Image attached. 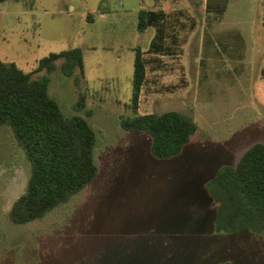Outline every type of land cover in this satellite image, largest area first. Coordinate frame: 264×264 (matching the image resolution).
<instances>
[{"label":"rangeland","instance_id":"obj_1","mask_svg":"<svg viewBox=\"0 0 264 264\" xmlns=\"http://www.w3.org/2000/svg\"><path fill=\"white\" fill-rule=\"evenodd\" d=\"M6 0L0 3V60L32 72L52 52L81 49L83 73L48 75L49 94L67 116L85 110L97 135L96 179L40 219L14 224V200L31 165L11 128L0 126V264H264V231L220 233L217 204L204 185L264 143V0ZM189 16L178 57H164L162 92L142 96L137 113L178 110L198 124L190 145L155 159L147 136L126 131L135 52L155 29L137 28L141 8ZM77 77L78 82L75 81ZM84 93L86 107L75 110Z\"/></svg>","mask_w":264,"mask_h":264},{"label":"trees","instance_id":"obj_2","mask_svg":"<svg viewBox=\"0 0 264 264\" xmlns=\"http://www.w3.org/2000/svg\"><path fill=\"white\" fill-rule=\"evenodd\" d=\"M6 0H0V3ZM159 1V0H156ZM226 0H208V16L222 17ZM189 16L181 9L165 11L160 5L138 12L137 28L155 29L146 51L135 52L130 108L133 114L123 116L121 127L148 137L150 153L155 159L179 155L191 144L198 124L194 118L178 110L163 113H137L142 96L162 92L159 71L166 68L164 57H178L185 44L181 33L188 29ZM264 30V20L262 21ZM180 53V54H179ZM61 60L60 69L67 76L75 69L83 73L81 49L52 52L41 58L32 72L14 63L0 60V126L8 125L31 165L25 191L12 203L8 218L14 224H25L45 216L67 203L92 183L99 172L95 160L96 131L88 120L91 112L67 116L49 94L48 75L34 78L33 73L49 74ZM264 78V67L261 69ZM75 81L78 82L77 77ZM81 93L75 110L86 107ZM204 189L217 204L214 228L220 233L250 230L264 231V143H253L235 165L220 168Z\"/></svg>","mask_w":264,"mask_h":264},{"label":"crops","instance_id":"obj_3","mask_svg":"<svg viewBox=\"0 0 264 264\" xmlns=\"http://www.w3.org/2000/svg\"><path fill=\"white\" fill-rule=\"evenodd\" d=\"M154 2L156 3L157 1L154 0ZM154 8H157V7H150V8H146V9H154ZM164 8V7H163ZM142 9V8H141ZM166 11V10H165Z\"/></svg>","mask_w":264,"mask_h":264}]
</instances>
